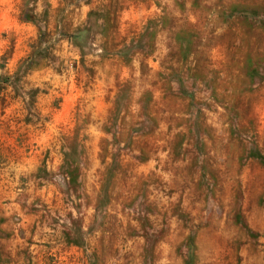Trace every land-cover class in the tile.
Masks as SVG:
<instances>
[{
	"label": "rangeland",
	"instance_id": "rangeland-1",
	"mask_svg": "<svg viewBox=\"0 0 264 264\" xmlns=\"http://www.w3.org/2000/svg\"><path fill=\"white\" fill-rule=\"evenodd\" d=\"M0 264H264V0H0Z\"/></svg>",
	"mask_w": 264,
	"mask_h": 264
}]
</instances>
